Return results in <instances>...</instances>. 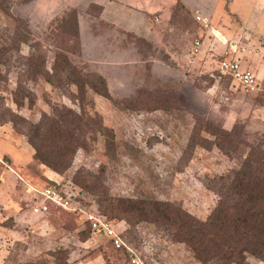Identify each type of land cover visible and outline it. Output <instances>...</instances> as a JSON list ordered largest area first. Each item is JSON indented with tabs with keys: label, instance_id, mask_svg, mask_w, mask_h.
Here are the masks:
<instances>
[{
	"label": "rangeland",
	"instance_id": "374dc122",
	"mask_svg": "<svg viewBox=\"0 0 264 264\" xmlns=\"http://www.w3.org/2000/svg\"><path fill=\"white\" fill-rule=\"evenodd\" d=\"M112 1L0 0V264H133L76 213L33 214L44 186L100 212L161 201L205 220L219 179L264 155V0H149L151 40L109 18ZM230 57L255 91L220 72ZM67 136L65 170L34 157L32 141L48 152ZM112 221L139 264H199L161 226Z\"/></svg>",
	"mask_w": 264,
	"mask_h": 264
},
{
	"label": "trees",
	"instance_id": "16d2710c",
	"mask_svg": "<svg viewBox=\"0 0 264 264\" xmlns=\"http://www.w3.org/2000/svg\"><path fill=\"white\" fill-rule=\"evenodd\" d=\"M107 94L104 87L101 95ZM32 143L34 157L56 172L69 167L79 146L73 136L48 147V152ZM219 180L217 203L205 220L161 201L118 200L99 212L109 220L118 217L132 226L150 222L163 227L173 241L189 248L199 264H250L248 258L264 264V155H249L230 177ZM63 257L65 253L59 260Z\"/></svg>",
	"mask_w": 264,
	"mask_h": 264
},
{
	"label": "built area",
	"instance_id": "2783aa9c",
	"mask_svg": "<svg viewBox=\"0 0 264 264\" xmlns=\"http://www.w3.org/2000/svg\"><path fill=\"white\" fill-rule=\"evenodd\" d=\"M199 45V42H195ZM232 52L236 51L235 45H230ZM219 70L222 74L242 87L245 91H255L258 88V80L254 73L247 69H242L237 57L224 58L219 62ZM39 200L33 202L30 210L33 214H48L52 208L61 209L70 213H76L82 218L83 226L90 235L106 239L115 250L126 251L133 264H139L132 249L126 245L121 236V231L114 221L106 218L97 209L82 207L79 201L73 199L71 195L63 192L59 188L51 185L44 186L36 190Z\"/></svg>",
	"mask_w": 264,
	"mask_h": 264
},
{
	"label": "crops",
	"instance_id": "0c3cea01",
	"mask_svg": "<svg viewBox=\"0 0 264 264\" xmlns=\"http://www.w3.org/2000/svg\"><path fill=\"white\" fill-rule=\"evenodd\" d=\"M123 2L124 3L112 1V3L114 5H117L118 7H116V13L113 14V12H112L113 15L107 13V16L109 18L116 19V21L119 23L121 22L120 25H122V29H124L126 33L132 32L133 34H139L140 36H142L148 40L153 39V37L155 35H153V31L151 30V28H152L151 23H149L147 20V17H148L147 13L151 12V6H152L149 3V0H134V1L124 0ZM162 3H164L162 5H166V1H163ZM109 6H111L110 3H109ZM138 7L141 8V11H139ZM167 9H168V7H167ZM169 9H170V7H169ZM163 14L167 15L169 17V14H168V11H166V8H163ZM162 15H159V16H162ZM168 17H166V18H168ZM158 20L159 19L157 18V21ZM162 20L160 19L158 22H161V24H160L161 28H164V26L166 25L167 19L163 18ZM109 22L115 23V24L117 23V22H115V20H114V22L109 20ZM124 25H128V28L126 27L127 28L126 29L124 27ZM136 25H137V27L134 28V26H136ZM129 26H133L134 29L132 27H129ZM107 39L111 40L110 35H108ZM231 44H233V43H231ZM235 46L237 48V45H235ZM191 59H193V58H191ZM241 68L244 69L245 67L241 66Z\"/></svg>",
	"mask_w": 264,
	"mask_h": 264
}]
</instances>
